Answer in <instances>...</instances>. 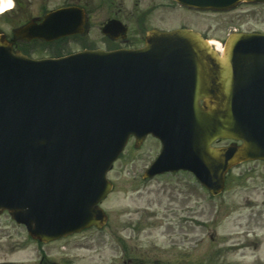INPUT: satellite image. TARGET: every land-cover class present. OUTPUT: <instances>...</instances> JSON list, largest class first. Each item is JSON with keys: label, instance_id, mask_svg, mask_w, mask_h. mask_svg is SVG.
Wrapping results in <instances>:
<instances>
[{"label": "water", "instance_id": "95a60500", "mask_svg": "<svg viewBox=\"0 0 264 264\" xmlns=\"http://www.w3.org/2000/svg\"><path fill=\"white\" fill-rule=\"evenodd\" d=\"M235 1L228 0L230 5L226 0L206 2L207 7L224 9ZM84 24L81 10H62L41 25L22 28L17 37L53 40L80 33ZM186 37L194 50L209 51ZM162 38L151 36L148 47ZM235 44L232 41L226 57L212 64L216 73L212 81L201 69L206 83L215 87L208 91L210 101L205 108L200 110L197 105L193 109L196 127L203 129L213 119L218 120L215 131L221 137H234L226 134L235 118L230 103L241 91L240 72L232 71L234 58L230 56ZM12 47L0 36V209H9L34 238L43 242L92 225L100 227L105 217L96 203L110 191L105 175L130 134L142 129L144 135L154 132L166 139L170 132L180 134L178 131L184 129L165 121L163 116L170 109L167 104L143 100V89L133 70L126 67L133 58L86 52L36 62L14 54ZM207 150L223 166L218 174L207 169L211 179L220 181L211 185L216 194L223 189L230 167L261 157L247 145L241 150ZM163 162L164 157L154 167ZM157 173L161 171L154 169L149 176ZM70 221L73 223L66 225Z\"/></svg>", "mask_w": 264, "mask_h": 264}, {"label": "rangeland", "instance_id": "374dc122", "mask_svg": "<svg viewBox=\"0 0 264 264\" xmlns=\"http://www.w3.org/2000/svg\"><path fill=\"white\" fill-rule=\"evenodd\" d=\"M117 1L128 6L129 17L133 0ZM148 2L142 0L143 8ZM69 3L14 0V9L0 15V34L10 38L27 22L42 19L44 9ZM109 4L111 0H89L85 8L94 24V40L102 36L100 27L112 14ZM173 14L155 12L153 18L169 26ZM182 18L217 39L233 27L264 30L261 5L189 12L187 19ZM76 49V44H68L64 52ZM42 55L48 53L32 57ZM157 153L158 143L152 139L138 149L133 142L117 162L109 175L116 188L102 203L109 215L103 230L41 244L7 213L0 215V264H264V164L246 163L235 170L223 195L214 200L188 173L143 181L142 174Z\"/></svg>", "mask_w": 264, "mask_h": 264}, {"label": "flooded vegetation", "instance_id": "af4514ba", "mask_svg": "<svg viewBox=\"0 0 264 264\" xmlns=\"http://www.w3.org/2000/svg\"><path fill=\"white\" fill-rule=\"evenodd\" d=\"M104 1V0H101ZM118 2V3H117ZM117 3V5H116ZM71 4L81 5L84 9L89 6V0H71ZM248 6H255L264 4H256L253 2L247 3ZM109 7L112 10H109L111 14L103 25L100 27L102 33L105 25L109 24L111 21H116L111 34L105 36L102 34L99 41L104 43L102 48L107 50H117V49H135L140 48L144 45L147 34L149 31L158 29L161 31H173L181 28H190L196 32L202 33L205 35V31H202L195 27L191 23H186V20L182 17L187 16L189 12L204 13V7L195 5V0H187L185 3L180 2L179 0H149L147 7L143 8L142 0H133L130 6L129 17L126 16L127 7L122 1L111 0ZM155 12L164 13L169 12L170 14L174 13L171 16L173 23L169 26H162V22L159 21V18H153ZM182 16V17H181ZM87 33L88 36H93L94 24L91 23L90 15H87ZM187 19V18H186ZM132 23H134L132 27ZM160 23L161 25H155ZM78 37V36H77ZM74 37V38H77ZM97 44V43H96ZM182 264V263H181Z\"/></svg>", "mask_w": 264, "mask_h": 264}, {"label": "bare ground", "instance_id": "6f19581e", "mask_svg": "<svg viewBox=\"0 0 264 264\" xmlns=\"http://www.w3.org/2000/svg\"><path fill=\"white\" fill-rule=\"evenodd\" d=\"M14 7V0H0V15L6 14Z\"/></svg>", "mask_w": 264, "mask_h": 264}]
</instances>
